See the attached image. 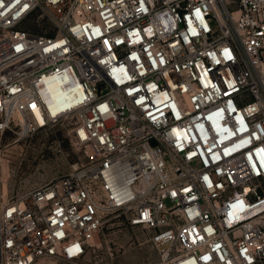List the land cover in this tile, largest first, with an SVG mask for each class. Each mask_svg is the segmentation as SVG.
I'll return each mask as SVG.
<instances>
[{
  "label": "built area",
  "instance_id": "built-area-1",
  "mask_svg": "<svg viewBox=\"0 0 264 264\" xmlns=\"http://www.w3.org/2000/svg\"><path fill=\"white\" fill-rule=\"evenodd\" d=\"M20 114L88 157L1 202L0 264L78 261L114 213L147 264H264V0H0V139Z\"/></svg>",
  "mask_w": 264,
  "mask_h": 264
},
{
  "label": "rangeland",
  "instance_id": "rangeland-1",
  "mask_svg": "<svg viewBox=\"0 0 264 264\" xmlns=\"http://www.w3.org/2000/svg\"><path fill=\"white\" fill-rule=\"evenodd\" d=\"M41 21L29 19L23 27L44 32L41 27L47 25L50 33V22ZM75 125L76 119L67 118L29 133L25 129L20 135L7 132L1 137L0 203L67 173L73 163L87 159L84 149L72 143ZM150 235V229L131 226L124 216L114 213L106 217L96 243L78 261L43 258L34 264H147L157 258Z\"/></svg>",
  "mask_w": 264,
  "mask_h": 264
},
{
  "label": "bare ground",
  "instance_id": "bare-ground-1",
  "mask_svg": "<svg viewBox=\"0 0 264 264\" xmlns=\"http://www.w3.org/2000/svg\"><path fill=\"white\" fill-rule=\"evenodd\" d=\"M36 117H37L38 121H39L40 123H42V125H43V124H44V119H43V117L41 116V112L38 111V110H37V112H36ZM19 118H20V121L23 122V124H25V129H27V132H28V130H30V129L28 128V120H27V118H26L23 114H20V115H19ZM0 204H1V203H0ZM96 241H97V240H96Z\"/></svg>",
  "mask_w": 264,
  "mask_h": 264
}]
</instances>
